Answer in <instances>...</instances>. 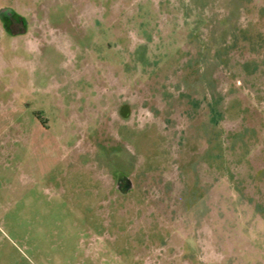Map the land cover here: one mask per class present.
Instances as JSON below:
<instances>
[{
	"label": "rangeland",
	"instance_id": "1",
	"mask_svg": "<svg viewBox=\"0 0 264 264\" xmlns=\"http://www.w3.org/2000/svg\"><path fill=\"white\" fill-rule=\"evenodd\" d=\"M5 8L0 264H264V0Z\"/></svg>",
	"mask_w": 264,
	"mask_h": 264
},
{
	"label": "flooded vegetation",
	"instance_id": "2",
	"mask_svg": "<svg viewBox=\"0 0 264 264\" xmlns=\"http://www.w3.org/2000/svg\"><path fill=\"white\" fill-rule=\"evenodd\" d=\"M0 17L5 32L22 35L29 31V18L26 14L17 12L13 8H5L0 11Z\"/></svg>",
	"mask_w": 264,
	"mask_h": 264
},
{
	"label": "crops",
	"instance_id": "3",
	"mask_svg": "<svg viewBox=\"0 0 264 264\" xmlns=\"http://www.w3.org/2000/svg\"><path fill=\"white\" fill-rule=\"evenodd\" d=\"M0 20H1V17H0ZM2 22V21H1ZM30 30V29H29ZM29 32V31H28ZM28 32H26L25 34H27ZM45 126H47V125H45Z\"/></svg>",
	"mask_w": 264,
	"mask_h": 264
}]
</instances>
